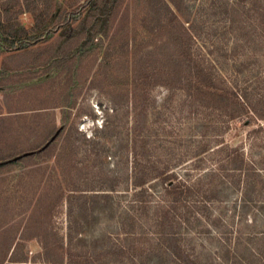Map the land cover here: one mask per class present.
<instances>
[{"label": "rangeland", "instance_id": "1", "mask_svg": "<svg viewBox=\"0 0 264 264\" xmlns=\"http://www.w3.org/2000/svg\"><path fill=\"white\" fill-rule=\"evenodd\" d=\"M85 1L0 0V8H11L17 21L31 29L34 11L43 3L51 12L59 11L60 19ZM175 1L183 12L185 45L205 57V65L215 67L221 95L246 94L250 101L225 95L203 119L199 103H189L173 85L157 84V74L166 68L154 60L144 67L136 64L134 57L143 51L154 52L160 22L173 32L178 29L175 21L159 20L157 0H125L108 38L98 35L87 45L82 36L73 48L66 45L67 50L60 51L66 27L19 52L0 45V86L23 96L20 101H0V160L24 158L0 172V260L5 264L13 257L41 264L39 239L28 238L47 227L56 238L64 236V244L76 253L85 245L96 264H144L143 240L139 230L128 225L132 218L127 215L135 195L134 157L149 152L156 166H170L184 176L187 166H177L178 161L189 151H201L202 138L215 142V149L224 145L216 138L238 146L246 162L242 171L225 169L205 180L223 191L219 199L202 200L203 190L195 194L193 200L204 210L201 222L184 230L187 254L201 264H229L224 245L237 236L251 238V244L264 242V131L251 132L263 126L264 119L243 125L251 117V103L264 106V55L252 42L257 36L251 0ZM259 1L263 15L264 0ZM128 5L134 29L129 39L120 30ZM258 26L264 29V20ZM57 129L53 147L32 152ZM234 133L239 136L232 138ZM143 137H148L147 145ZM208 155L198 152L186 159L197 168L192 177L208 171ZM153 182L157 200L164 185ZM62 201L73 202L72 212ZM79 201L98 205L85 211Z\"/></svg>", "mask_w": 264, "mask_h": 264}, {"label": "trees", "instance_id": "2", "mask_svg": "<svg viewBox=\"0 0 264 264\" xmlns=\"http://www.w3.org/2000/svg\"><path fill=\"white\" fill-rule=\"evenodd\" d=\"M157 2L159 3L157 8L160 16L159 20L162 18L169 19L170 24L175 21L178 29L173 32L171 28L163 26L160 22L159 39L155 42L154 52L143 51L141 55L134 57L136 64L144 67L154 60L160 67L166 68L157 74L160 77L157 84L173 85L178 92L182 91L187 96L189 103L192 101L199 103L200 114L203 119L207 118L206 111L217 105L213 102L219 101L225 95L229 99H236V101H250L246 94L226 92L221 95L222 90L217 85L218 74L215 72V67L209 62L205 65V57L190 52L188 46L186 47L187 44L185 45L183 37L185 25L181 21L183 12L179 4L175 0H157ZM259 2V0H251V11L254 12L253 33L257 36L252 42L256 50L262 51L264 55V49H261L264 29L261 30L258 26V21L264 20V14L261 13ZM124 3L125 0H86L78 8L73 9L60 19L56 17L59 11L51 12L50 7L46 9V4L43 3L41 9L34 11L35 24L31 29H26L17 21V17L14 16L15 12H12L11 8H5V10L0 8V45L5 46L8 52H19L39 44L45 36H50L64 27L66 29L61 37L66 40L63 43L64 45L62 44L60 47V51H66V45H68V49L73 48L75 46L74 41L79 42V38L81 39L82 36H85L83 40L86 41V45L88 41L98 35L108 38ZM124 17L126 22L123 25L121 24L122 28L120 30L123 31V37L129 39L134 31L130 20L129 5ZM76 22L78 23L75 24ZM130 55L131 53L127 52V58ZM115 76L113 71V79ZM251 101H253L252 96ZM246 106L245 104L243 107ZM247 109L250 110L249 107ZM234 119L235 117L232 116L230 120ZM261 119H264V106L262 107L261 103H251V117L245 120L243 125H253ZM206 122L210 124L211 121L206 120ZM202 126L209 131L207 124ZM136 127H139V125L137 124ZM58 130L60 129L47 135L41 145L32 152L42 153L47 148L53 147L59 138V135L56 134ZM261 131H264V125L251 132L257 134ZM230 136L236 138L239 134L234 133ZM216 139V143L224 145L215 149V142L212 140L204 141L203 138L200 140L203 149L198 152L208 153V156L211 155L212 159L210 161L212 163L207 172L203 174L200 172V175L198 174L195 178L192 177L191 173H197V168L189 165L190 162L185 161L188 157L194 158L198 152L189 151L178 161L177 166H183V164L187 166L184 176L177 174L170 166L164 168L156 166L152 159L153 156L149 152L136 153L137 156L134 157V175L132 176V190H135V195L127 215L132 218L128 220V225L137 228L139 233L135 232L140 234L143 240L140 259L142 258L144 264H201L191 260L189 254H187V249L182 244L185 240L184 230L188 231L189 226L201 222L202 215L200 214L204 209L202 210L199 207L198 200H193L194 196L203 190L202 200L206 201V198L208 200L219 199L223 191L217 189L216 185L212 187L213 180L208 185L205 180L215 179L225 169L234 172L242 171L246 162L244 153L237 148L238 146L235 148L230 147L223 139ZM141 140H143L144 145L149 143L148 137H143ZM194 142L198 143V140ZM45 146L46 148H44ZM23 159L22 155H12L6 160H0V172L15 166ZM130 177L128 175L127 181L130 180ZM153 181L162 182L164 185V191L157 200L154 199L152 190V187L155 186H153ZM204 185H207L206 189H204ZM137 189L140 190L136 192ZM39 200L41 201L43 198L41 197ZM64 203L70 205L69 210L72 212L73 202L62 201V207L65 206ZM95 205H98V202L90 204L82 202L80 206L82 210L94 211ZM134 211L136 213H131ZM192 212L193 221L189 217ZM39 234L28 239H39L42 252L37 257L41 259V264H96L95 260L89 255L91 251L86 249L85 245L79 248L76 253V249L72 245L64 244V236L56 238L57 233L53 234L49 227ZM233 240L231 239L232 242ZM228 241L230 242V239ZM224 247L226 250L225 259H232L229 264H264V242L251 244V238L244 239L239 235L233 243H227ZM155 259H157L156 263ZM11 262L10 264H28L29 258L24 257L23 260H17L13 257ZM0 264H5V259L0 260Z\"/></svg>", "mask_w": 264, "mask_h": 264}, {"label": "crops", "instance_id": "3", "mask_svg": "<svg viewBox=\"0 0 264 264\" xmlns=\"http://www.w3.org/2000/svg\"><path fill=\"white\" fill-rule=\"evenodd\" d=\"M22 97L20 94L10 93L9 90L4 91V88L0 86V101H20L18 99H22Z\"/></svg>", "mask_w": 264, "mask_h": 264}]
</instances>
